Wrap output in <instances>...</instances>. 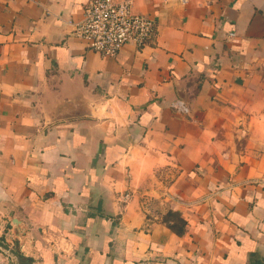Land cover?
I'll return each mask as SVG.
<instances>
[{"label": "crops", "instance_id": "0c3cea01", "mask_svg": "<svg viewBox=\"0 0 264 264\" xmlns=\"http://www.w3.org/2000/svg\"><path fill=\"white\" fill-rule=\"evenodd\" d=\"M89 1L0 0V240L18 264H264V0H131L156 34L116 57L73 35Z\"/></svg>", "mask_w": 264, "mask_h": 264}, {"label": "built area", "instance_id": "2783aa9c", "mask_svg": "<svg viewBox=\"0 0 264 264\" xmlns=\"http://www.w3.org/2000/svg\"><path fill=\"white\" fill-rule=\"evenodd\" d=\"M72 26L75 37L84 41L89 49L108 57H116L128 43L143 46L156 34L155 21L133 13L131 0H90L82 20ZM175 108L179 112H188L180 101ZM14 249V243L0 240V254L8 264H18ZM31 264L42 263L34 258Z\"/></svg>", "mask_w": 264, "mask_h": 264}]
</instances>
